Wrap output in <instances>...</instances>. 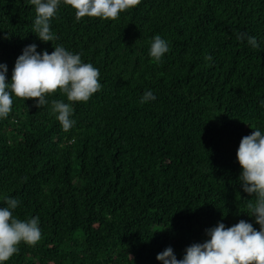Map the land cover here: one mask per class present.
<instances>
[{"label":"trees","instance_id":"trees-1","mask_svg":"<svg viewBox=\"0 0 264 264\" xmlns=\"http://www.w3.org/2000/svg\"><path fill=\"white\" fill-rule=\"evenodd\" d=\"M34 6L0 0V63L7 78L22 50L56 44L100 71L102 89L75 103L64 132L49 104L13 98L0 121V201L20 200L19 219L38 216L42 238L21 243L8 264H160L178 259L218 222L247 216L236 152L242 137L264 129V0H142L116 21L75 19L62 6L44 43L32 33ZM170 45L161 63L152 38ZM211 55L212 61H205ZM152 90L157 99L140 103ZM5 206L0 202V207Z\"/></svg>","mask_w":264,"mask_h":264},{"label":"clouds","instance_id":"clouds-1","mask_svg":"<svg viewBox=\"0 0 264 264\" xmlns=\"http://www.w3.org/2000/svg\"><path fill=\"white\" fill-rule=\"evenodd\" d=\"M142 0H28L34 6L33 30L44 43L57 41L59 37L52 30V21L58 18L59 9L71 7L75 19L99 18L116 21L120 15L136 8ZM237 39L246 42L253 49L264 46V40L238 33ZM170 51L169 42L160 35L152 38L148 56L161 63ZM212 56H205L211 62ZM8 67L0 63V121L10 117L13 98L24 101L35 100V107L49 104V97L57 92L64 99L51 100V112L64 132L75 126L74 104L87 103L102 89L100 71L92 63H86L82 54L56 44L54 51H38L35 43L27 45L18 56L12 69L11 79L7 78ZM157 99L152 90L143 93L140 103ZM264 107V100L261 101ZM240 173L237 182L248 199L246 212L253 223L239 220L232 226L218 222L205 230L207 237L201 243H193L185 249L182 259H178L171 246L156 256L160 264H264V129L257 127L241 138L236 152ZM0 207V264H8L19 252L21 243L36 246L42 238L40 219L33 216L19 219L14 214L20 200L6 196Z\"/></svg>","mask_w":264,"mask_h":264}]
</instances>
